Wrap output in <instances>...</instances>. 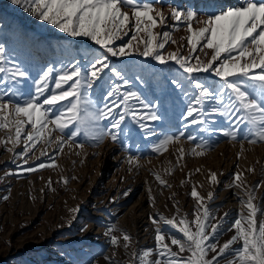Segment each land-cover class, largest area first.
I'll list each match as a JSON object with an SVG mask.
<instances>
[{
    "label": "snow or ice",
    "instance_id": "obj_1",
    "mask_svg": "<svg viewBox=\"0 0 264 264\" xmlns=\"http://www.w3.org/2000/svg\"><path fill=\"white\" fill-rule=\"evenodd\" d=\"M158 2L159 0H154L153 3H140V0H11L14 5L26 6L25 10L38 20L53 25L71 37H86L103 50L102 53L90 55L84 65L76 61L58 71L48 67L38 78L32 80L34 91L25 95L16 85L26 81L30 73L19 65L8 67L4 57L5 50L0 47V85L3 86L0 88V113L4 114L0 116V128L15 129L14 134L0 143L13 145L7 151L13 152L14 161L22 159L24 164H28L27 157L30 153L34 154L38 141L45 145L55 144L58 151H63L65 145L71 147L73 144L76 148L83 149L84 144L76 142L81 131L97 144L107 136L125 149H130L126 141L133 136V126L138 127L145 138L156 135L146 123L162 119L156 107L146 102L141 93L128 88L130 81L125 71L110 63L111 57L122 58L134 53L150 57L161 65L174 63L180 74L172 75L169 83L186 100V110L181 114L184 131L157 136L151 145L153 153L161 154L169 144L179 143L191 125L201 126L200 131H219L230 140L240 138L243 126V138L249 144L264 142V0H243L238 6H224L217 3V0H210L204 19L200 18L198 10L172 7L170 18L174 21L173 29L179 30L184 25L189 34L182 38L187 40L190 47L187 56L181 51L183 45L178 46L176 51L165 54L166 45L177 41L172 39L168 31H152L157 27L162 29L169 19L162 7H156ZM125 8H130L131 12L123 10ZM133 18L135 30L131 38L116 47L115 41L127 36L131 30ZM141 32L145 34L144 37H138ZM202 41L206 43L201 44ZM205 49L211 50L210 58L207 53L204 59L195 54ZM53 71H57V75L54 77V87L50 88L49 81L53 79ZM106 73H111V76ZM197 73H210L218 77L220 83L209 84L205 80H198ZM112 77L122 83L114 82ZM95 87L102 89L103 103L99 107L91 98V90ZM45 93L49 94L45 96ZM63 101H67V105L54 111ZM215 116L224 118V128L211 127L217 121L210 117ZM102 121L108 123L101 126ZM27 125L31 126V131ZM204 125L209 127L205 128ZM53 132L60 133L55 140L51 139ZM187 139L194 144L190 149L191 154L204 155L210 148L208 142L201 140L197 143L196 137L190 134ZM21 142L24 145L23 151L17 153L14 151L15 146ZM177 151L179 162L185 151L182 147ZM40 155H47L46 148ZM138 159L136 155L130 154L128 162L139 166ZM46 166H56L54 158L51 164L40 163L38 168ZM26 170L34 172L37 168L28 167ZM248 171L253 169L249 168ZM11 174L13 173H6ZM62 179L66 184L67 179ZM156 179L161 185H166V181L159 175H156ZM209 181L218 183L215 172H210ZM231 186L244 192L247 199L241 198V204L247 208L248 214L235 220L229 229H235V234L224 244L212 242L219 232L222 218L214 224L207 223L215 217L210 216L208 208L202 203L204 198L193 187L191 196L198 204L193 213L195 218L190 221L187 215L151 216L152 223L156 225L155 249H145L139 253L133 250L134 260H138L139 264H220L222 259L231 254L232 259L227 260V264H264V221L258 222L256 219L260 209L254 203L255 191L260 185L247 186L243 173L237 172ZM212 198L213 193L209 192L208 199ZM152 199L150 195V200ZM78 210L71 209L73 213ZM177 212L179 213V209ZM165 226L175 229L181 235L178 237L170 234L165 231ZM85 229L86 226L81 231ZM115 231V225H110L105 231L108 242L115 248L121 246L122 240V246L127 250L132 243L131 236L122 233V237H117L113 235ZM166 241H170V244ZM237 242H240V247L233 248ZM172 246L177 250L174 251ZM210 253L212 255L209 258ZM153 254L156 255L154 261L149 259Z\"/></svg>",
    "mask_w": 264,
    "mask_h": 264
},
{
    "label": "rangeland",
    "instance_id": "obj_2",
    "mask_svg": "<svg viewBox=\"0 0 264 264\" xmlns=\"http://www.w3.org/2000/svg\"><path fill=\"white\" fill-rule=\"evenodd\" d=\"M145 2L153 3L154 0H140V3ZM242 2L217 0V3L224 6H238ZM209 3L210 0H159L156 3V7H162L169 19L162 29L157 27L152 31L154 33L168 31L172 39L177 41L175 44L169 42L166 45L165 54L176 51L180 45H183L181 49L183 55L187 56L190 51L187 40L182 39L189 35L184 25H181L179 30L172 27L174 21L170 18L171 8L195 10L198 8L203 12L201 19H204ZM25 7L14 5L11 0H0V47L5 50L4 57L8 67L19 65L30 73L26 81L16 85L25 95L34 91L32 80L38 78L48 67L58 71L76 61L84 65L90 55L102 53L103 50L88 38L71 37L53 25L38 20L26 11ZM123 10L131 12L130 8ZM134 30L133 18L131 30L127 36L115 41L116 47L126 43ZM144 36L142 32L138 34V37ZM203 43L206 41L201 42ZM42 46L45 48H41ZM140 47L142 50L143 45ZM41 49L45 53H42ZM205 53L210 58L209 49L195 54L204 59ZM110 63L125 71L130 81L128 88L141 93L146 102L156 107L162 119L146 122L156 135L145 138L139 128L133 126V136L126 141L130 149H125L120 143H113L107 136L97 144L81 131L76 142L83 143V149L76 148L73 144L71 147L65 145L63 151H58L55 144L45 145L38 141L34 154L30 153L27 157L28 164H24L22 159L14 161L13 152L7 151V148L13 147L11 143H0V264H139L132 256L133 250L139 253L141 250L155 249L156 225L152 223L151 216L187 215L190 221L195 218L193 213L196 212L198 204L191 196L193 187L204 198L202 203L208 208L210 216L215 217L207 223L211 225L222 218L219 232L212 241L213 243L219 241L222 245L235 234V229L229 231L235 220L248 214L247 208L241 204V198L247 199L244 192L231 186L237 172L243 173V180L247 186L260 185L255 191L254 203L260 209L256 219L258 222L264 221V162L261 158L264 155L261 150L264 142L249 144L243 138V126L240 138L230 140L219 131H200L201 126L191 125L179 143L169 144L167 150L161 154L153 153L151 145L157 136L162 133L178 134L184 131L181 114L186 110V100L179 90H174L169 83L172 75L180 74L177 66L172 62L161 65L150 57L135 53L122 58L111 57ZM57 71L52 73L50 88L54 87ZM106 75L111 76V73ZM196 78L209 84L220 83L219 78L210 73H197ZM112 80L122 83L115 77H112ZM2 87L0 85V88ZM101 92L102 89L99 87L91 90V98L98 107L103 103ZM48 94L45 93V96ZM66 105L67 101H63L54 111ZM3 115L0 113V116ZM210 119L217 121L211 127L226 126L223 117L215 116ZM107 123L102 121L101 126ZM203 127L208 128L209 125ZM27 128L31 131L30 125H27ZM14 131V127L0 128V141H6ZM189 134L196 137L197 143L201 140L209 143L210 148L204 155L190 153L194 144L187 139ZM59 135V132H53L51 139L55 140ZM221 144L226 145L224 149L220 147ZM23 147L21 142L15 146L14 151L22 152ZM108 147L112 148V155L116 157V161L118 160V167L124 170L123 175L117 180V186L124 183L118 193L115 191L110 193L108 190L109 180L115 169L113 167L106 172L108 170L106 167L113 164L111 156L104 158L103 151ZM181 147L185 154L178 162L177 150ZM218 147L221 149L216 150ZM45 148L47 155L41 156L40 153ZM130 154L139 158V166L128 162ZM53 158L56 166L38 168L40 163L51 164ZM28 167H36L37 171L29 172L26 170ZM249 168L253 171H248ZM9 172L13 174L6 175ZM210 172L217 174L218 183H210ZM156 175L166 181V185H161ZM62 178L67 179L66 184ZM136 178L140 185L139 190L133 189ZM230 189L232 192L234 190L238 192L235 199L230 197L228 199L223 195ZM143 191L147 196L144 201L147 212L145 220L140 221L138 225L144 222L141 228L144 226L146 228L136 234L132 217L125 212ZM209 192L213 193L211 200L208 199ZM123 207L125 208L121 210ZM74 208H78V212L73 213L71 209ZM110 225L117 228L113 235L122 237V233H127L131 236L132 243L127 250L122 246V240L121 246L115 248L108 242L109 238L104 233ZM85 226L86 229L81 231ZM165 231L178 237L181 235L167 226ZM208 231H211L210 227ZM166 242L170 244V241ZM172 247L174 251L177 250L175 246ZM239 247L240 242L233 245V248ZM211 255L212 253L209 254V258ZM149 259L154 261L156 255L153 254ZM229 259H232L231 254L222 259L220 264H227Z\"/></svg>",
    "mask_w": 264,
    "mask_h": 264
},
{
    "label": "bare ground",
    "instance_id": "obj_3",
    "mask_svg": "<svg viewBox=\"0 0 264 264\" xmlns=\"http://www.w3.org/2000/svg\"><path fill=\"white\" fill-rule=\"evenodd\" d=\"M240 1H243V0H229V2H240ZM198 11H200V18L203 17V12L201 11V9H196ZM205 15V14H204ZM41 48H45L44 46H42ZM43 50V49H41ZM42 53H45V51L43 50ZM226 145L224 144H221V148L224 149L223 147H225ZM218 147V149L216 150H220L221 148ZM220 148V149H219ZM216 150L214 151V154H216ZM261 150H262V153L264 152V146L261 145ZM104 158H108V156H111L112 157V161L111 163L113 162V164L107 166L106 168L108 169L106 172L109 171L110 168H115L114 169V172L112 173V177L110 178L109 180V191L110 193L114 192L115 193H118L120 191V186L123 185L124 183H122L120 186H117V180H118V177L122 176L123 173H124V170L122 167H118V160L116 161V157L114 155H112V148L111 147H108L107 149H104ZM213 154V156H214ZM216 158V157H215ZM233 158V157H232ZM262 162H264V155H262ZM139 187V188H138ZM133 189H136V190H139L140 189V185H139V182L137 180V178L135 179V185H134V188ZM237 194L238 192L236 190H234L232 192V190H227L226 192H224V196H227V198L229 199H235L237 197ZM146 194L144 193V191L142 193H139L137 198L135 199V201L131 204L130 207L127 208L126 212L125 213H129V216L132 217V221L134 222V228L137 233L136 234H139L142 230H144L146 228V226L142 227L141 228V225L144 224L141 223L138 225V223L140 221H143L145 220V213L147 212V207L144 205V201L146 200ZM233 207H234V204H233ZM236 207V206H235ZM119 208V207H118ZM125 207H123L121 210H123ZM128 215V214H127ZM98 229H100V226L98 227ZM90 232V231H89ZM92 232V231H91ZM92 233H96V232H92ZM146 233V232H144Z\"/></svg>",
    "mask_w": 264,
    "mask_h": 264
}]
</instances>
